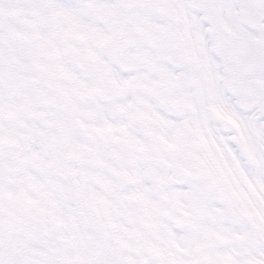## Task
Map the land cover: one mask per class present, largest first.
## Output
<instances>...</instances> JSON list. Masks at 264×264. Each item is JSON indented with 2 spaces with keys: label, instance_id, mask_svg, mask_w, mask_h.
I'll use <instances>...</instances> for the list:
<instances>
[{
  "label": "snow or ice",
  "instance_id": "1",
  "mask_svg": "<svg viewBox=\"0 0 264 264\" xmlns=\"http://www.w3.org/2000/svg\"><path fill=\"white\" fill-rule=\"evenodd\" d=\"M0 264H264V0H0Z\"/></svg>",
  "mask_w": 264,
  "mask_h": 264
}]
</instances>
